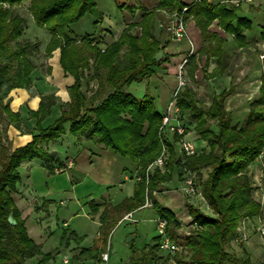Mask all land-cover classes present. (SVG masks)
Masks as SVG:
<instances>
[{
    "label": "trees",
    "instance_id": "1",
    "mask_svg": "<svg viewBox=\"0 0 264 264\" xmlns=\"http://www.w3.org/2000/svg\"><path fill=\"white\" fill-rule=\"evenodd\" d=\"M24 1L0 0V116L4 113L10 121H16L18 115L10 111L8 95L15 88L29 89L34 55L38 51L31 40L19 38L26 27V18L14 13L13 7ZM27 1V10L35 25L50 33L44 56L58 47L60 64L74 81L68 88V108L50 126L32 134L29 143L7 151L2 144L3 130L0 127V264H27L28 259L34 257H37L35 264H45L53 259L68 236L77 239L66 230L60 236L59 246L43 253L28 234L26 219L20 218L12 197L23 161L39 159L51 170L53 157L40 144L58 138L66 124L72 135L82 136L120 156L129 157L141 177L135 182L131 196L116 205L103 206L98 216L100 244L82 249L80 253L84 257L101 260L110 230L124 213L143 206L146 190L156 189L171 180L176 172L182 175L183 168L196 174L209 169L203 181L194 182L197 188L198 185L201 188L215 216L189 206L193 229L181 236L177 233L180 221L171 210L155 200L152 210L165 220L167 236L180 248L173 251L176 264H232L225 249L227 236L233 237L242 219L258 216L262 209L252 197L254 186L249 167L264 148V86L261 85L260 96L251 103L244 122L239 124L233 122L232 115L224 108V100L231 87L220 90L213 96L210 106L204 108L198 104L192 88L184 85L177 96L179 116L195 121L193 129L208 148L186 156L183 163L174 143L178 137H169L162 131V113L157 111L153 98L144 94L141 99H136L125 88L152 75L156 68L168 61L167 55L154 60V54L167 45V40L159 39L164 30H159V36L155 32L160 11L171 12L187 6L185 20L189 15L193 16L200 32L205 34V40H214L216 50L223 40L216 35L209 37L207 32L214 19L218 20L221 29L233 35L238 45L245 43L241 31L250 29V22L237 17L236 8L229 3L213 6L206 0H157L156 6L150 10L141 3L137 6L121 3L116 4L118 9L137 10L140 31L133 33L128 27L136 24H129L116 40L101 47L100 36L83 35L76 41L65 32L68 25L78 22L86 14L93 17L92 24L97 26L103 19L97 0ZM122 48H125L123 53ZM207 51L210 54V50ZM90 59L93 60L91 65ZM187 63H192L189 70L192 76L193 57L187 58ZM93 80L98 81V86L90 96H86L82 81L88 85ZM47 105V100L42 99L39 106L42 115L46 114ZM162 143L168 150L165 169L163 172L153 169L146 179L145 169L158 156ZM100 206L89 203L93 214L99 211ZM9 213L15 220L13 225L8 223ZM159 240L157 235L151 243L139 249L131 245L126 264H158L161 259Z\"/></svg>",
    "mask_w": 264,
    "mask_h": 264
},
{
    "label": "crops",
    "instance_id": "2",
    "mask_svg": "<svg viewBox=\"0 0 264 264\" xmlns=\"http://www.w3.org/2000/svg\"><path fill=\"white\" fill-rule=\"evenodd\" d=\"M112 1L113 5L116 7V4L124 3L126 0L122 2ZM136 1L149 9L154 8L157 4V0H133L130 4L136 6ZM206 1L213 6L221 3L231 4L236 8V16L248 20L251 26L250 29L241 31L245 43L243 45H238L233 35L221 29L218 20L214 19L208 26L207 32L209 37L216 35L223 40L221 44H219V50H216L214 40L210 39L209 42L205 40V34L200 32L194 17L189 15L186 19V28L192 42V52L187 57L188 59L193 57L194 69L191 77L197 78V73L202 76L203 84L208 88V98L206 97V100L201 102L197 98L195 92L202 93V90H196L197 88L190 87L194 92L198 104L204 108L210 106L213 96L218 94L220 90H227L231 87V92L225 97L224 108L232 115L233 122L241 124L250 111L251 103L260 96L261 85L264 86V76L262 72V64L264 61L259 58L260 54H264V0ZM121 10L127 11L126 13L130 11L119 9V11ZM100 11L103 13V19L97 26H93V17L90 16V30H86L84 27L79 26L77 24L79 20L78 22L68 25L65 31L66 34L76 41H79L83 35H90L91 37L100 36L101 39L105 40L106 35L109 33L113 34L110 28L114 27L117 22L107 17L104 11ZM123 28L124 26L122 25L119 31L114 35L112 41L119 37ZM47 33L48 34H45L46 39L44 43L40 46L41 54H44L45 46L50 38V33ZM159 39L161 40V37H159ZM164 40L169 42L165 47L168 61L162 64L163 69L158 70L160 74L157 71L154 72V74L161 78L160 84H156L159 90L161 89L159 92L161 95L167 93V95L165 94L166 97L162 99L163 109L161 113L164 112L170 93L176 84L177 66L190 49L187 40L177 42L171 40L169 36ZM207 50H210V54ZM213 50L215 53H212ZM59 58L60 50L56 47L48 56H44L40 61H34V69L30 73L31 84L29 89L15 88L10 91L8 95L9 109L11 112L18 115V119L16 121H10L4 113L0 116V127L3 130L2 144L7 151L10 152L19 146L29 143L32 139V134L39 132V129L50 126L60 117L62 111L68 108L70 102L68 88L72 85L74 79L71 74L63 70ZM191 67L192 63H187L186 61L183 68L186 80L185 85H187V76L188 74L190 75L189 70ZM221 69H223V71H221ZM165 84L167 87L164 91L162 87ZM42 99L43 101L47 100L48 103L46 107L47 112L44 115L39 112ZM182 120L186 125L185 139L191 141L193 144L197 142L198 146H196V151H203L202 149L204 148L203 146L200 147V144L205 141L198 136L192 139L189 135L192 132L195 133L193 129L195 121L187 116H184ZM212 128L215 129L214 126H212ZM190 129L193 131L190 132ZM40 146L53 157V161L50 163L51 170H48L39 159L25 160L19 166L20 177L16 184L15 191L12 192V197L14 205L19 212H25L22 218L27 219L29 212L32 211L40 213L41 211L49 210V206L52 205V201L54 200L33 191L30 176L34 168L41 169L51 176L60 175L67 171V176L72 177L75 181L85 180V178L90 177L96 182L107 185V187L115 186L118 187L119 190L125 188L124 197L118 199L117 202H111L108 193L99 198L91 197L87 201L88 204L92 202L101 205L99 211L94 213L97 217L103 206L116 205L124 198L132 195L133 187L136 182L134 177L137 175V170L134 161L129 157L120 156L111 149L105 148L82 136L76 137L72 135L68 130L67 124L64 125L63 131L58 138L44 141ZM262 157L264 159V148L255 161L261 160ZM67 159L72 160V164L68 167L65 166ZM110 165L114 166L113 172L116 176L114 179L105 171ZM21 170H24L23 175L20 174ZM181 177L182 175L176 172L173 174L171 180L162 183V185H166V190L154 194L155 199L171 210L178 220L180 219L178 215L183 214V210L181 209L184 198H188L181 191ZM175 183L177 185L171 188ZM19 184L22 187H18ZM40 198H42V201ZM40 202L41 205H39ZM61 203L62 201L60 200L59 204L61 205ZM144 208L146 207L142 206L131 211V217L123 220L136 222L134 218L136 211ZM152 219L154 220V218ZM259 219H261L260 215L252 218L253 221H258ZM119 221L117 223H119ZM97 223L99 229L100 223L99 221ZM25 226L30 237L43 253L50 252L59 246L60 237H58L57 240L54 239L49 225L42 227L39 221L37 226L34 224H26V222ZM68 231L74 234V238L79 237V234L75 230ZM72 239L73 237L68 236L65 239V243L59 247L58 253L60 254L63 252L61 264H87L90 259L84 257L80 251L90 248L93 245L81 248L78 245L72 244ZM96 239H100L99 230L96 233ZM68 253L73 257L72 263L67 257ZM102 253L103 251L101 254ZM108 254L110 260L109 251ZM51 261L45 264H50ZM98 262L102 264L101 260ZM51 264H54V262Z\"/></svg>",
    "mask_w": 264,
    "mask_h": 264
},
{
    "label": "rangeland",
    "instance_id": "3",
    "mask_svg": "<svg viewBox=\"0 0 264 264\" xmlns=\"http://www.w3.org/2000/svg\"><path fill=\"white\" fill-rule=\"evenodd\" d=\"M115 1L122 2L125 0ZM132 1L133 0H126L124 3H126L127 6H135L130 4L132 3ZM112 2V0H97L98 10L104 11L107 17H109L112 21L117 22L114 27L110 28L113 34L109 33L105 36V40L102 39V44H100L101 47H105L106 44L112 41L114 35L119 31L122 25L124 26L123 29H125L129 24H136L135 26L129 25V30H131L133 33H138L140 31V28L138 27L140 17L136 9H132V11L126 9L130 13H126L127 11L123 10L119 11V9L116 8ZM135 3L136 6L140 4L138 3V1H136ZM28 4L29 1L26 0L20 5L14 6L13 12L26 18V27L24 28L23 33L19 38H28L29 40L32 39L31 42L37 45V50L39 51L35 53L34 61H40V59H43L44 57V54H41L40 52V46H42L41 44L44 43V40L46 39L45 34L48 33L44 29H39V27L35 25L32 17L30 16L27 10ZM4 6L8 8V5L4 4ZM165 18V13L160 11L157 15V29L155 30L156 35L158 36L160 32L159 30L161 29L158 23L163 22ZM77 24L79 26L84 27L86 30H90V15L86 14L80 19ZM168 36L169 35H167L165 31H162L160 34L161 41H163ZM167 44H169V42H167ZM124 50L125 48H122L121 53H123ZM163 55H167L165 49L162 50V54L160 57H162ZM92 61L93 60L90 59V65L92 64ZM159 69H163L162 65H160L159 68H156L155 71L158 72ZM84 73L86 74V71H84ZM158 73L160 74V71ZM187 79V85L197 88L196 90H202V93H198L197 91L195 93L197 94L196 96L201 102L205 101L206 97L208 98L209 94L208 88L203 84L202 76L197 73V78H195L191 77L188 74ZM160 80L161 78L153 73L152 75L145 77L142 81H134L130 83L125 88V90L128 93L132 94L136 99H141L144 94H149L153 98L157 111L161 113L163 109L162 99L166 97L165 94L167 95V93L161 95V93L159 92L161 91V89L159 90L158 85L156 84H160ZM97 86V80L89 82L88 85H85L84 81H82V90L86 96H90L92 94V91L95 90ZM166 87V84L163 85L162 88L164 91ZM191 131L193 130L190 129V132ZM189 135L192 139L197 138V134L194 132ZM205 143L206 142H202L200 144V147L203 146L204 148L202 150H207V145ZM194 145L195 147L198 146L197 142ZM263 164L264 159L262 157L261 160L255 161L249 167V173L252 176L254 186L252 197L261 205V219H259L258 221H253L252 218H248L249 221L248 219H242L239 222L238 227L240 232L246 234L245 241L237 244L234 241V236H227L225 240V249L231 258L232 264H260L262 261H264V238L260 237L255 230L257 222L261 221L264 223ZM113 170L114 166L111 165L107 167V170H105L110 174L112 179L116 177ZM208 172L209 169H202L200 174L190 172L189 173L193 176L194 180L199 183V181L201 182L206 178ZM20 174L23 175L24 170H21ZM67 174L68 172L65 171L60 175L51 176L50 174H47L41 169L34 168L31 171L30 180L33 191H35V193H38L39 195L54 200L52 201V205L49 206V210L41 211L40 213L33 211L29 212V216L27 217L25 222L26 224H34L37 226L38 222L40 221L42 227L49 225L52 230L53 237L56 240L63 234L64 231L75 230L79 234V237L76 240L72 239V244L78 245L81 248L87 246L89 247L92 245H99L100 239H96V233L99 230L97 223L98 217L90 211L89 204L87 201L91 197L99 198L100 196H103L108 193L110 195V201L113 203L117 202L118 199L124 197L125 188L119 190L118 187L115 186L107 187V185H104L100 182H96L90 177L85 178V180L75 181L74 179H72V177L67 176ZM176 185V183L173 184L171 188H174ZM18 187L22 186L19 184ZM165 190L166 185L162 184H160L156 189L146 190L144 198L145 200L143 204V206L146 205V208L136 211L134 215L136 222L123 220L119 223H116L110 230L107 236L106 243L102 249L103 252L109 251L110 264H126L130 255L131 245L139 249L144 245L151 243L152 239L158 235L155 222L152 219L157 216H155L152 210V202L153 200H155L157 203H159L155 199L154 194L161 193ZM40 200L42 201V198H40ZM60 200L62 201L61 205L59 204ZM39 205H41V202L39 203ZM189 206L197 208L199 211L205 213L208 216H215L208 204V201L201 192V188L198 185V194L192 198H184L183 206L181 209L183 210V214L178 215V217L180 218V227L177 229V233L181 236L189 234L190 231L193 229V226L191 225V215ZM127 213L129 212L124 213L122 215V218ZM23 215H25V212L19 214L20 218H22ZM62 253H55L52 261L50 260L51 263L54 262V264H61ZM159 254L161 256V259L158 264H176L173 256L174 252L168 253L167 251L160 249ZM67 255L70 262L72 263V255L70 253H68ZM87 259H90L87 264H101L93 257H88ZM36 260L37 257L28 259L27 264H35Z\"/></svg>",
    "mask_w": 264,
    "mask_h": 264
},
{
    "label": "built area",
    "instance_id": "4",
    "mask_svg": "<svg viewBox=\"0 0 264 264\" xmlns=\"http://www.w3.org/2000/svg\"><path fill=\"white\" fill-rule=\"evenodd\" d=\"M199 0H190V2H196ZM187 10V6H183L181 10H173L171 12H164L165 13V20L163 22H159L158 25L161 29H163L173 41H181L187 40L190 49L188 53L184 56V58L179 62L176 71V84L173 87L169 99L166 103L164 112L162 113L161 117V128L167 136L176 135L177 141L174 143L176 144L177 151L181 157V162L186 156H190L196 153V147L194 144L185 139L184 135L186 133V127L182 118L179 116V109L177 106V96L179 91L182 87L186 84V80L184 77L183 68L187 61V57L192 52V42L189 37L187 28H186V20L184 18V13ZM259 58L264 61V54H260ZM262 72L264 76V63L262 64ZM168 157V150L164 143L161 144L160 152L158 156L154 159L152 163H150L145 169V177L153 171V169H159L161 172L165 169L166 158ZM72 164L71 159L66 160L65 166H70ZM183 173L181 177V191L182 193L190 198L196 196L198 194V188L195 185L193 176L189 173L186 168H183ZM135 181H140L141 177L137 174L134 177ZM146 206V205H145ZM131 217V213H127L120 221L123 219H129ZM119 221V222H120ZM154 222L158 231V235L160 237L159 243L160 248L173 252L178 249V246L175 245L170 238L167 236L165 231V220L156 216L154 218ZM256 232L259 234L260 237L264 238V223L259 221L255 226ZM246 240V234L240 232L239 227L236 228V235H234L235 243L239 244ZM101 261L102 264H110L109 263V255L108 252H103L101 254Z\"/></svg>",
    "mask_w": 264,
    "mask_h": 264
},
{
    "label": "water",
    "instance_id": "5",
    "mask_svg": "<svg viewBox=\"0 0 264 264\" xmlns=\"http://www.w3.org/2000/svg\"><path fill=\"white\" fill-rule=\"evenodd\" d=\"M161 54H162V50H158V51L154 54V60H155V61H158L159 58H160V56H161ZM7 220H8V223H9V224H11V225L15 224V220H14V218H13V216H12V213H9V214H8ZM128 239H130V238H128Z\"/></svg>",
    "mask_w": 264,
    "mask_h": 264
}]
</instances>
